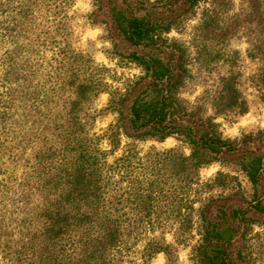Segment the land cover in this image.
Returning <instances> with one entry per match:
<instances>
[{"label": "trees", "instance_id": "16d2710c", "mask_svg": "<svg viewBox=\"0 0 264 264\" xmlns=\"http://www.w3.org/2000/svg\"><path fill=\"white\" fill-rule=\"evenodd\" d=\"M250 1L264 18V0ZM206 2L222 5L218 11L225 13L227 0H93L91 21L127 46L126 59L143 73L110 91L108 69L69 47L75 0H0V264H152L160 253L171 257L167 235L188 238L202 196L194 189L199 169L229 160L252 196L232 207H214L212 198L205 203L202 197L196 254L200 264H242L230 248L249 215L264 217V133L227 141L212 122L179 115L182 65L160 44L161 35ZM250 57L258 63L251 80L264 89V43L253 44ZM233 78L223 79L220 110L242 117L246 104L230 89ZM67 89L75 99L41 127L47 105ZM103 92L117 121L89 135L81 109ZM174 135L189 154L126 146L115 155L122 136L142 141ZM35 141L43 145L30 161ZM18 167L26 170L19 181ZM35 194L39 202L31 205Z\"/></svg>", "mask_w": 264, "mask_h": 264}, {"label": "rangeland", "instance_id": "374dc122", "mask_svg": "<svg viewBox=\"0 0 264 264\" xmlns=\"http://www.w3.org/2000/svg\"><path fill=\"white\" fill-rule=\"evenodd\" d=\"M260 1L263 3L258 0V4ZM92 2L75 0L69 11V47L77 56L89 60L91 65L108 69L104 72V82L108 83V90L113 91L123 88L125 83H133L143 73L136 64L126 59L128 47L114 39L106 26L91 21ZM252 3L250 0H227L224 14L219 13L222 5L218 3H200L160 38L163 50L171 52L182 65L180 69L184 82L177 94V113L212 122L216 133L232 142L241 140L250 132L264 133V89H258L251 80L258 63L250 57L253 44L264 43V18L254 13ZM215 13H219V17H212ZM227 76L234 77L233 83L229 84L230 89H236L239 99L246 104V113L242 117L220 110L225 104L223 87L226 81L223 79ZM74 99L75 95L69 89L54 97L45 111L48 116L40 126L47 128L58 114H64V105L68 109V103ZM108 100L109 95L103 92L83 104L80 119L88 125L89 135L100 134L116 123L117 114L107 109ZM49 133V139H53L50 144L54 146L53 127ZM42 145L41 141L31 145L27 152L30 161ZM126 146H133L142 153L154 148L157 151L177 150L189 154L188 146L178 135L142 141L122 136L121 146L115 155H120ZM103 147L106 148V145ZM228 162L216 161L199 169V182L194 189L202 196L196 198L198 202L194 204L188 238L176 240L167 235L171 257L160 253L153 258L152 264H200L196 248L203 234L201 212L198 211L204 202L202 197L206 199L205 203L212 198L214 207H232L250 201L251 186L244 175L236 171L233 160ZM25 173L26 170L18 167L17 181L25 177ZM216 178L222 182L221 186H212ZM38 202L39 197L33 195L31 205ZM240 226L230 248L233 256L242 264H264V217L249 215L247 222Z\"/></svg>", "mask_w": 264, "mask_h": 264}]
</instances>
